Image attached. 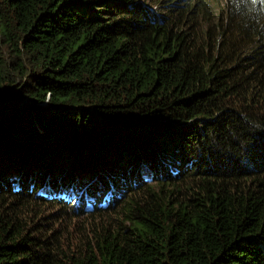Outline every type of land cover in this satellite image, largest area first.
<instances>
[{
  "label": "trees",
  "instance_id": "16d2710c",
  "mask_svg": "<svg viewBox=\"0 0 264 264\" xmlns=\"http://www.w3.org/2000/svg\"><path fill=\"white\" fill-rule=\"evenodd\" d=\"M0 264H264V0H0Z\"/></svg>",
  "mask_w": 264,
  "mask_h": 264
},
{
  "label": "clouds",
  "instance_id": "9594fccd",
  "mask_svg": "<svg viewBox=\"0 0 264 264\" xmlns=\"http://www.w3.org/2000/svg\"><path fill=\"white\" fill-rule=\"evenodd\" d=\"M78 183V182H77ZM113 187H108L104 191L93 190L90 187L78 188L75 183L70 185H63L62 187H54L51 184L38 185V191L36 192L37 197L43 195L45 201L61 203L64 205H71L72 209H94L99 211H104L109 209L113 202L119 200L121 195L125 192L123 189H116L120 187L121 184L112 185ZM121 188V187H120ZM63 190V192H59ZM57 194L56 200H48L46 198L52 197V195ZM104 197V198H102Z\"/></svg>",
  "mask_w": 264,
  "mask_h": 264
},
{
  "label": "rangeland",
  "instance_id": "374dc122",
  "mask_svg": "<svg viewBox=\"0 0 264 264\" xmlns=\"http://www.w3.org/2000/svg\"><path fill=\"white\" fill-rule=\"evenodd\" d=\"M120 201L121 200H119V202ZM70 207H71V205H70ZM66 210L71 215L72 211L68 208ZM56 212L57 211H55V210H51L47 213H44V216L52 215V214H55ZM42 214H43V212H42ZM70 224H71V221H69L68 219L50 222V225H49L50 229L49 230H51L54 234H58V235L64 236V235H67V233H70V235H72L74 233V231L71 230Z\"/></svg>",
  "mask_w": 264,
  "mask_h": 264
}]
</instances>
